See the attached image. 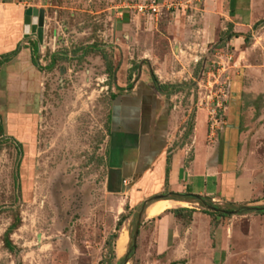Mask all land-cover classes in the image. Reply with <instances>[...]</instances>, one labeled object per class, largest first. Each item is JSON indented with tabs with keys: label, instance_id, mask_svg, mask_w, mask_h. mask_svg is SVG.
Segmentation results:
<instances>
[{
	"label": "rangeland",
	"instance_id": "rangeland-1",
	"mask_svg": "<svg viewBox=\"0 0 264 264\" xmlns=\"http://www.w3.org/2000/svg\"><path fill=\"white\" fill-rule=\"evenodd\" d=\"M7 1L42 8L45 19L37 64L32 55L30 71L0 74V264H117L124 257L140 205L168 195L150 191L125 201L107 189L113 96L132 92L143 75L170 94L164 100L180 134L200 111L208 134L221 132L231 93L238 94L232 84L242 81V103L252 107L241 117L249 130L244 163L254 157L262 183L252 203L210 201L225 211L264 206V132L257 130L264 124L263 13L235 34L230 25L248 21L215 10L218 0H155L157 13L137 9L152 0ZM188 203L199 216L183 214L165 239L157 219L143 214L127 264H264V212L219 216L195 199Z\"/></svg>",
	"mask_w": 264,
	"mask_h": 264
},
{
	"label": "crops",
	"instance_id": "crops-1",
	"mask_svg": "<svg viewBox=\"0 0 264 264\" xmlns=\"http://www.w3.org/2000/svg\"><path fill=\"white\" fill-rule=\"evenodd\" d=\"M22 3L6 0L0 6V60L15 52L0 68V74L5 69L7 77L21 76L24 71H30L33 67L31 56L35 61V55L40 50L39 44L43 41H38L36 37L26 40L23 37L21 21L25 5ZM221 9L228 18L230 15L248 21L244 24L231 21L233 23L229 30L241 34L252 28L256 14H264V0H218L215 10ZM240 40L241 36L233 38L231 44H238ZM29 42H32V48ZM14 64L15 67L11 66ZM149 79V75H143L142 81L134 89L129 85L132 92L121 88L120 92L128 94L113 96L108 121L107 189L115 194L124 193L125 201H134L139 194L147 195L150 191H156L168 195L191 193L206 196L220 205L252 203L247 200L253 199L259 188L257 182H261V179H258L259 173L253 169L254 157L249 155L250 159L244 163L249 130L246 131L245 127L243 130L241 117L250 114L252 107L248 109L247 104L242 103L241 95L248 92L242 81L232 84L231 90L234 89L238 94L231 93L224 128L216 135H209L202 111L196 113L188 131L180 134V127H176V121L170 119L169 103L167 101L166 104L164 100V96L170 94L162 91L157 81ZM259 88L264 94V85ZM260 110V117L264 119V103ZM257 130L264 132V124L258 126ZM243 140L246 143L244 145ZM163 201L170 202L171 207L160 214L159 219L148 218L146 211L144 218L151 221L157 219L156 224L162 229L159 230V236L165 239L166 233L176 222L169 210L191 207L186 201ZM198 212L193 211V219L199 216Z\"/></svg>",
	"mask_w": 264,
	"mask_h": 264
},
{
	"label": "water",
	"instance_id": "water-1",
	"mask_svg": "<svg viewBox=\"0 0 264 264\" xmlns=\"http://www.w3.org/2000/svg\"><path fill=\"white\" fill-rule=\"evenodd\" d=\"M44 19H45L44 9H38L36 7H27L24 11V16H23L24 38L28 37L29 35H32L36 37L38 41L41 42L43 39ZM184 195L201 202L205 207H207L210 210H213L218 213H223L226 215L240 213L243 211L259 212V213L264 212V206H260V205L243 206V207H240L238 212L237 211H225L216 206L208 205L206 201L204 200V198L199 195H195V194H184ZM168 197L170 196L169 195H157V196L151 197L147 201H144L140 205L138 209V214H137V219H136V223L134 226V230L131 236L130 246L127 250V253L117 264H127L129 260L131 259V256L133 255V252L136 249L139 228L141 225V218L143 214L145 213L147 207L157 201H160L163 199H169Z\"/></svg>",
	"mask_w": 264,
	"mask_h": 264
},
{
	"label": "trees",
	"instance_id": "trees-1",
	"mask_svg": "<svg viewBox=\"0 0 264 264\" xmlns=\"http://www.w3.org/2000/svg\"><path fill=\"white\" fill-rule=\"evenodd\" d=\"M36 51H37V50L35 49V50H34V55H35ZM14 53H15V52H13L12 54H10L9 56L14 55ZM34 63H35V65L37 64L36 60L34 61ZM169 199H174V200H178V201H186V202H189V201L192 200L193 198H190V197H188V196H186V195H184V194L171 193ZM204 200H207L206 203H207L208 205H211V206L213 205V206H215V205L212 203V201H210V200H211L210 198L205 197ZM199 203H200L202 206H204L201 202H199ZM220 209H221V208H220ZM226 211H228V210H226ZM169 212L172 213L176 219H178L179 217H182L183 214H184V215H187L189 218H191L192 213H193V210H191V209H176V210H169ZM216 213H218V212H216ZM218 215H219V216H225L226 214L218 213ZM123 218H124V217L121 216L120 219L117 221V223H116V227H115L117 230H120L121 225H122V223H123ZM158 219H159V217H158ZM13 228H14V227H10V228L8 229V231H7V234H8V235L10 234V232H11V230H12ZM117 239H118V237H117ZM7 244H9V243H7Z\"/></svg>",
	"mask_w": 264,
	"mask_h": 264
},
{
	"label": "bare ground",
	"instance_id": "bare-ground-1",
	"mask_svg": "<svg viewBox=\"0 0 264 264\" xmlns=\"http://www.w3.org/2000/svg\"><path fill=\"white\" fill-rule=\"evenodd\" d=\"M170 207H171V203L168 201L162 200V201H157L155 203H152L146 209L147 217L150 219L159 217L160 214L170 209ZM126 245H127V233L123 231L118 239L117 250L119 254L124 251Z\"/></svg>",
	"mask_w": 264,
	"mask_h": 264
},
{
	"label": "built area",
	"instance_id": "built-area-1",
	"mask_svg": "<svg viewBox=\"0 0 264 264\" xmlns=\"http://www.w3.org/2000/svg\"><path fill=\"white\" fill-rule=\"evenodd\" d=\"M137 9H138L139 12H142L144 9L145 10H149L152 13H157L159 11V7L156 4L155 0H152L148 7H146V5H138ZM124 183H125V181H124Z\"/></svg>",
	"mask_w": 264,
	"mask_h": 264
}]
</instances>
